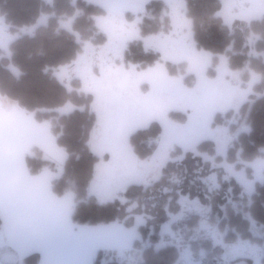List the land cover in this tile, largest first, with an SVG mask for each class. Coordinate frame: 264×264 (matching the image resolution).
<instances>
[{
	"label": "rangeland",
	"instance_id": "rangeland-1",
	"mask_svg": "<svg viewBox=\"0 0 264 264\" xmlns=\"http://www.w3.org/2000/svg\"><path fill=\"white\" fill-rule=\"evenodd\" d=\"M43 1L54 5V0ZM76 1L70 0L71 5L75 6ZM83 1L102 11L92 17L93 35L82 39L81 34L75 33L80 44L75 57L52 71L69 90L74 89L90 100L88 112L94 122L87 145L98 161L87 195L100 203H124L130 186L138 185L148 191L141 198V207L139 202L133 203L137 212L122 220L131 219L133 223V248L97 257L94 264H141L146 249L157 251L169 245L179 250L173 264H264V227L252 222L251 238L238 235L227 241L225 236L230 228L221 227V216L213 213L215 205L224 209L227 202L235 210H243L239 201H232L231 179L249 196L257 184L264 183V148L251 161L242 159L240 149L234 162L228 160L234 141L250 130L240 109L251 95H260L255 85L261 81V74L250 64L231 69L225 55H218L214 61L213 54L197 48L184 0ZM157 1L164 7L154 5L150 10L149 6ZM220 2L217 15L230 32L264 16V0ZM80 12L78 8L72 14L43 11L34 24L16 32L10 30L0 14L2 55L8 53L12 40L21 34H32L52 17L59 28L73 31V21ZM155 13L160 18V30L143 36L141 26L145 17ZM258 38L252 33L246 41L252 46ZM136 43L141 45V56L157 53L153 65L134 60L132 45ZM250 52L264 61L263 52ZM167 62L177 67L183 64L184 70L170 75ZM75 108L66 103L55 111L52 120L57 121ZM230 111L233 113L226 118ZM172 112H177V119L170 116ZM217 114L224 117L220 124L215 121ZM153 121L160 125V133L141 142H146L151 152L140 157L129 138ZM203 141H210L213 150H199ZM175 166L177 172H169L170 182L163 185L158 197V189L153 185L165 170ZM156 225L159 227L155 230Z\"/></svg>",
	"mask_w": 264,
	"mask_h": 264
},
{
	"label": "trees",
	"instance_id": "trees-1",
	"mask_svg": "<svg viewBox=\"0 0 264 264\" xmlns=\"http://www.w3.org/2000/svg\"><path fill=\"white\" fill-rule=\"evenodd\" d=\"M184 2L186 15L191 20L192 38L197 48L213 54L214 61L217 60L218 55H225L231 69H240L250 64L251 69L261 74V81L255 85V91L260 95H251L240 109L250 130L241 133L234 141L228 159L234 162V155L240 149L242 159L251 161L258 157L262 153L261 149L264 148V61L260 56L250 52L251 49L256 53L263 52L264 58V16L252 19L243 29L230 32L217 15L221 8L220 0H184ZM75 4V6L71 5L70 0H54L53 6L45 4L43 0H0V14L13 32L34 24L43 11H55L56 14H72L75 8L81 11L73 21V31L59 28L55 17H52L48 24L37 27L32 34H21L12 40L8 45L7 54L2 55L3 51L0 49V95L17 103L36 121L48 122L57 144L66 152L62 174L51 181V188L56 196L73 194L71 221L76 225L84 226L121 222L124 226L133 228L131 219L122 220L137 212V208H132L133 203L139 202L138 207H141L144 200L141 198L145 197L144 194L148 191L138 185L130 186L125 193L127 201L124 203L119 200L100 203L87 195L94 165L98 161V157L87 145L94 122L93 115L88 112L90 100L74 89L69 90L52 71L53 68L70 62L75 57L80 48L75 33L81 34L82 39L91 37L95 30L92 17L102 12L98 6L83 0H77ZM154 5L164 7L161 1H157L150 5L149 9L154 8ZM157 15L158 13H155L145 17L141 26L143 36L160 30V18ZM252 33L259 38L251 46L246 39ZM132 49L135 61H143L147 66H151L157 60L158 55L154 52L143 53L141 56L139 43L133 44ZM165 66L168 73L173 76L184 70L183 64L177 67V64L167 62ZM66 103L73 104L76 108L69 114L61 115L57 121H53L55 111L64 107ZM83 106L85 109L79 110ZM232 113V111L227 112L226 118ZM170 116L176 118L177 112H172ZM215 121L220 124L224 121V117L222 119L221 115L217 114ZM159 133L160 125L153 121L147 128L139 129L132 134L129 142L140 157H145L150 154L151 147H148L146 142L143 144L141 142L155 138ZM139 144L145 150L141 149ZM198 149L210 152L213 150V144L210 141H203L198 145ZM25 164L32 175L46 169L53 171L56 169V163L47 159L37 147L31 148L30 153L26 155ZM170 171L177 172V167L175 166L173 170H165L162 178L153 185L158 189V197L163 185L170 182L172 177ZM230 183L233 191L232 201H239L240 206L243 205V210H235L227 202L224 209L215 205L213 213L221 216V227L230 228L225 236L227 241L236 239L238 235L242 239H249L252 237V222L264 227V183L257 184L250 196L242 193L240 185L234 179H231ZM1 224L0 219V227ZM155 227L156 230L159 226ZM140 230L143 231V226ZM106 255L113 254L103 250L97 251L93 264L97 257ZM178 257L179 250L174 245L157 251L148 248L143 253L141 264H173ZM22 264H39V255L33 253L26 256Z\"/></svg>",
	"mask_w": 264,
	"mask_h": 264
},
{
	"label": "crops",
	"instance_id": "crops-1",
	"mask_svg": "<svg viewBox=\"0 0 264 264\" xmlns=\"http://www.w3.org/2000/svg\"><path fill=\"white\" fill-rule=\"evenodd\" d=\"M33 147L56 163L54 171L30 174L25 157ZM66 157L47 123L0 95V264H22L33 253L39 264H93L99 250L117 255L133 248L134 227L71 221L73 194L56 196L51 188Z\"/></svg>",
	"mask_w": 264,
	"mask_h": 264
}]
</instances>
